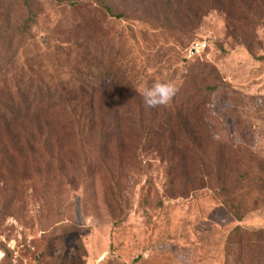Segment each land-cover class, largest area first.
I'll list each match as a JSON object with an SVG mask.
<instances>
[{"label": "rangeland", "instance_id": "374dc122", "mask_svg": "<svg viewBox=\"0 0 264 264\" xmlns=\"http://www.w3.org/2000/svg\"><path fill=\"white\" fill-rule=\"evenodd\" d=\"M263 159L264 0H0V264H264Z\"/></svg>", "mask_w": 264, "mask_h": 264}, {"label": "trees", "instance_id": "16d2710c", "mask_svg": "<svg viewBox=\"0 0 264 264\" xmlns=\"http://www.w3.org/2000/svg\"><path fill=\"white\" fill-rule=\"evenodd\" d=\"M30 30V26L27 22L23 23L20 26H17L14 28V30H11L12 35L10 37V40L8 42V44H11L13 42L14 39L23 36V34H26L28 31ZM29 93V91L27 93H23V95H27ZM28 97V96H27ZM52 98V95L50 93L47 94H42L41 98L38 100L37 99V103L38 105H33V100H29L28 98H25L24 102H18L15 103V101L12 103V108H16L17 111L26 113V114H31V113H42L38 112L39 108L41 106V104L44 102V100H50ZM261 164H262V168H263V172H264V159L261 160ZM259 182L261 183V191L264 193V178H261L259 180ZM226 204L229 206L230 211L232 212V214L234 215V217L238 220L241 221L244 218V215L242 214L239 205L236 203L235 200L227 198L225 200ZM242 235H246L247 239L249 241H253V240H259L260 236L264 235V229H253V230H246L241 228L240 226L236 227L230 234L229 236V242L233 243V239H238L240 236ZM240 239V238H239Z\"/></svg>", "mask_w": 264, "mask_h": 264}, {"label": "clouds", "instance_id": "9594fccd", "mask_svg": "<svg viewBox=\"0 0 264 264\" xmlns=\"http://www.w3.org/2000/svg\"><path fill=\"white\" fill-rule=\"evenodd\" d=\"M178 88L171 82L158 81L151 86H144L143 101L148 108L168 105L176 96Z\"/></svg>", "mask_w": 264, "mask_h": 264}]
</instances>
